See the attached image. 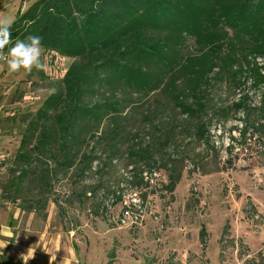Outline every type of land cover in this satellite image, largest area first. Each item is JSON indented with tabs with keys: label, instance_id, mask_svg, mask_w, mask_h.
Instances as JSON below:
<instances>
[{
	"label": "rangeland",
	"instance_id": "obj_1",
	"mask_svg": "<svg viewBox=\"0 0 264 264\" xmlns=\"http://www.w3.org/2000/svg\"><path fill=\"white\" fill-rule=\"evenodd\" d=\"M33 1L7 0L0 5V23H11ZM184 47L182 54L197 52L192 39ZM42 62L48 75L62 76L72 61H57L55 66L56 59L42 51ZM44 70L10 73L6 64L0 65V246L10 251V258L21 259L22 264H264L261 146L242 150L236 144L230 157L228 134L236 123L229 122L226 128H212L211 146L218 157L213 153L207 157L194 138L193 122L185 121L159 92L118 93V98L135 105L116 124L103 122L102 140H89L99 157L95 169L85 175L78 168L60 174L52 189L25 185L18 195L5 190L24 127L22 121L8 117V110L15 105L21 112L31 111L50 95L52 82ZM31 92L34 106L28 99ZM213 93L228 105L239 91L216 85ZM135 145L149 148L153 160L132 158L129 149ZM157 168L166 175L142 195V223L119 226L124 205L112 202L131 197L140 171ZM133 170L138 175L132 180ZM168 171L180 176L172 193L167 190ZM40 205L45 208L36 214L27 211ZM203 225L208 234L205 251L199 238ZM0 257H4L1 249Z\"/></svg>",
	"mask_w": 264,
	"mask_h": 264
},
{
	"label": "trees",
	"instance_id": "obj_2",
	"mask_svg": "<svg viewBox=\"0 0 264 264\" xmlns=\"http://www.w3.org/2000/svg\"><path fill=\"white\" fill-rule=\"evenodd\" d=\"M9 27L13 42L39 35L43 53L72 62L63 76L44 70L52 85L40 105L25 113L15 105L8 110V117L24 125L8 192L18 195L25 185L52 189L60 174L78 168L85 175L93 169L99 157L89 140H102L103 122L116 124L135 105L118 98L121 90L161 93L185 121L193 122L194 138L207 157H218L211 146L212 128H226L229 122L236 123L228 134L230 157L236 144L242 150L259 145L264 156V0H34ZM188 39L194 40V55L182 54ZM216 85L234 87L239 94L225 105L213 93ZM30 94L34 106L35 93ZM129 155L153 160L149 148L137 145ZM228 164L234 166L231 159ZM144 173L134 189L148 187ZM167 173L172 193L180 176ZM131 174L136 179V170ZM121 202L119 197L112 205ZM40 208L45 206L27 211L36 214ZM207 236L203 225V251ZM3 254L0 264H22Z\"/></svg>",
	"mask_w": 264,
	"mask_h": 264
},
{
	"label": "clouds",
	"instance_id": "obj_3",
	"mask_svg": "<svg viewBox=\"0 0 264 264\" xmlns=\"http://www.w3.org/2000/svg\"><path fill=\"white\" fill-rule=\"evenodd\" d=\"M42 40L39 35H29L25 39L12 40V33L7 21L0 23V60H3L10 73L44 70L42 62ZM11 47H7L8 45ZM4 51V49H6Z\"/></svg>",
	"mask_w": 264,
	"mask_h": 264
},
{
	"label": "built area",
	"instance_id": "obj_4",
	"mask_svg": "<svg viewBox=\"0 0 264 264\" xmlns=\"http://www.w3.org/2000/svg\"><path fill=\"white\" fill-rule=\"evenodd\" d=\"M66 60L68 59H64L60 57L57 58L55 66L58 64L57 61H66ZM165 175L166 174H163L162 171H153L151 173L148 172L144 173L143 177L148 187L146 189L145 188L135 189L132 192L133 194L131 195V197H129V199H126V201L125 199L122 200L121 205H124V209L121 216L118 217L116 222L119 226L139 225L142 223L145 215V211L142 208V204H143L142 195L146 193L148 189H152L157 185H160L158 181H160L161 178H163Z\"/></svg>",
	"mask_w": 264,
	"mask_h": 264
},
{
	"label": "crops",
	"instance_id": "obj_5",
	"mask_svg": "<svg viewBox=\"0 0 264 264\" xmlns=\"http://www.w3.org/2000/svg\"><path fill=\"white\" fill-rule=\"evenodd\" d=\"M30 5H31V3H30ZM30 5H29V6H30ZM29 6H28V7H29ZM0 144H1V143H0ZM115 217H116V216L113 215V220H115ZM34 219H35V218H33V217L31 218V225H32L33 222L35 221ZM36 223H37V222H36ZM72 234H74V232H72ZM81 243H82V242H81ZM79 245H80V244H79ZM0 247H1V246H0ZM57 247H58L57 250L60 251V249L62 248V244L59 243ZM0 249L3 250V251H6V248H4V247H1ZM9 252H10V251H8V256H9V257H13L12 254H10ZM72 254H73V253H72ZM73 255H74V254H73ZM73 255H72V257H73ZM78 255H79V254L77 253L76 256L74 255V257H77V258H78ZM72 257H71V258H72ZM18 261H20V262L22 263V260H21V259H20V260L18 259ZM23 264H24V263H23Z\"/></svg>",
	"mask_w": 264,
	"mask_h": 264
}]
</instances>
